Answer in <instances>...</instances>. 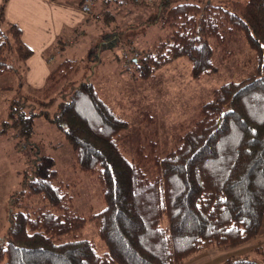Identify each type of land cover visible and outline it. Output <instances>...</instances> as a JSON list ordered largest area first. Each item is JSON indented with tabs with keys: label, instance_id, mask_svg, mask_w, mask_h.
Segmentation results:
<instances>
[{
	"label": "trees",
	"instance_id": "1",
	"mask_svg": "<svg viewBox=\"0 0 264 264\" xmlns=\"http://www.w3.org/2000/svg\"><path fill=\"white\" fill-rule=\"evenodd\" d=\"M169 1L160 0L162 15L153 17L168 29L164 40L137 49L115 31L105 34L110 44L118 40V59L128 58L133 80L148 81L178 58L187 60L192 79L212 75L217 72L214 51L227 58L237 34L250 51L253 74L213 89L193 125L161 153L152 111L141 112L139 138L127 147L128 121L88 76L75 79L80 71L76 59H56L42 87L27 85L33 51L21 29L5 19L8 0H1L0 77L13 75L27 90L12 101L0 134L15 129L32 156L7 201L0 264H182L208 249L237 248L259 236L264 221V0ZM93 5L84 14L100 21ZM57 44L60 51L62 39ZM97 57L99 62L100 52ZM30 96L44 106L56 101L54 117L47 110L26 113ZM40 115L62 131L73 169L99 185L103 207L98 212L85 215L74 209L73 184L62 180L55 160L29 140L34 117ZM88 223L105 252L82 237ZM251 251L260 257L231 254L219 264H264V248Z\"/></svg>",
	"mask_w": 264,
	"mask_h": 264
},
{
	"label": "rangeland",
	"instance_id": "2",
	"mask_svg": "<svg viewBox=\"0 0 264 264\" xmlns=\"http://www.w3.org/2000/svg\"><path fill=\"white\" fill-rule=\"evenodd\" d=\"M154 1L156 2L151 4ZM183 1L204 4L208 1L216 3L218 0H170L169 4ZM93 2V12L100 21L93 24L84 19L72 28H63L60 37L65 44L60 47L61 55L57 59H76L80 71L75 79L79 81L88 76L100 96L128 121L130 128L127 132L132 133V136L124 142L127 147L131 140L139 138L136 129L142 111L151 110L156 118L162 153L172 148L176 139L197 120L201 104L210 98L213 89L224 82L240 80L253 74L252 56L244 40L237 34L231 37L227 58L223 57L219 49L214 51L217 72L212 75L194 80L189 75L187 60L178 58L157 69L148 81H135L131 78L128 58L118 59L122 54L118 40L117 44H110L105 34H114L115 31L137 49L164 40L168 29L161 25L160 19L153 22L154 16L162 15L158 11L160 0H147L138 4L134 0ZM111 20L114 23L108 26L105 22ZM115 25L118 28L113 30L111 26ZM105 40L107 42L96 52V48ZM99 52L101 60L98 62ZM10 84L14 88L6 89ZM26 90L19 88L18 80L13 75L0 77V122L8 118L12 101L21 100ZM29 102V106L24 108L26 113L30 109L35 112L47 110L50 119L54 117L56 101L44 106L30 96ZM29 140L55 160V168L60 178L73 184L71 191L74 193L76 211L89 215L102 209L99 185L92 176L73 169L71 148L55 122L42 115L34 117L33 132ZM31 156L29 147L19 143L15 129L9 127L0 134V237L8 226L6 205L9 195L19 187V172L28 168ZM82 237L93 240L99 253L106 251V246L97 237L92 223H88L82 230ZM248 243L241 246L245 248L238 249L237 253L252 254L251 249L255 245L264 248V223L258 239L246 246ZM232 251L233 249L203 251L204 253L193 256L182 264H219ZM252 256L257 257L256 254Z\"/></svg>",
	"mask_w": 264,
	"mask_h": 264
},
{
	"label": "crops",
	"instance_id": "3",
	"mask_svg": "<svg viewBox=\"0 0 264 264\" xmlns=\"http://www.w3.org/2000/svg\"><path fill=\"white\" fill-rule=\"evenodd\" d=\"M79 2L80 0H8L5 19L21 29L22 40L33 51L32 56L27 61L28 71L25 77L27 85L33 88L44 85L50 65L61 54L57 42L61 39L63 28H72L84 19L93 24L97 23L98 20L90 15L87 16L80 10ZM64 44L63 41V46ZM250 242L246 246L251 245ZM244 248H241V246L233 248L232 254H244L246 252L237 253L238 249L242 250Z\"/></svg>",
	"mask_w": 264,
	"mask_h": 264
},
{
	"label": "built area",
	"instance_id": "4",
	"mask_svg": "<svg viewBox=\"0 0 264 264\" xmlns=\"http://www.w3.org/2000/svg\"><path fill=\"white\" fill-rule=\"evenodd\" d=\"M92 5H93L92 0H84V2H83L82 5H81L80 10H81L83 13H88V12L90 11Z\"/></svg>",
	"mask_w": 264,
	"mask_h": 264
}]
</instances>
